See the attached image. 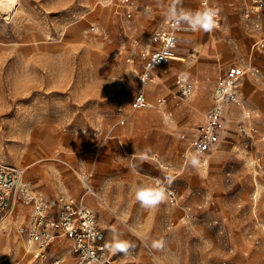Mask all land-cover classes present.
I'll return each instance as SVG.
<instances>
[{"label":"rangeland","instance_id":"obj_1","mask_svg":"<svg viewBox=\"0 0 264 264\" xmlns=\"http://www.w3.org/2000/svg\"><path fill=\"white\" fill-rule=\"evenodd\" d=\"M7 1L21 16L0 14V163L41 194L68 193L95 211L105 250L114 234L134 245L112 254L118 264H264V144L244 148L248 120L264 131V50L252 53L256 70L238 85L240 105L226 109L222 143L198 154V168L186 164L196 153L180 138L197 129L216 79L259 38L241 1L219 0L212 33L191 32L187 45L188 30L178 34L185 60L165 74L159 67L153 106L134 111L139 53L162 24L166 0ZM188 2L184 10H198ZM178 73L194 83L188 98L174 96ZM161 95L167 103L157 106ZM198 100L199 115L191 105ZM160 184L177 191L178 203L141 207L136 187ZM13 207L0 223V264H31L29 209L20 200ZM160 239L165 248L153 249Z\"/></svg>","mask_w":264,"mask_h":264},{"label":"built area","instance_id":"obj_2","mask_svg":"<svg viewBox=\"0 0 264 264\" xmlns=\"http://www.w3.org/2000/svg\"><path fill=\"white\" fill-rule=\"evenodd\" d=\"M128 1V0H123ZM242 14L256 30L261 28V14L264 12V0H240ZM200 8L214 7L219 9L217 28L221 25V7L217 0H197ZM173 0H166L165 16L161 25L156 27L149 36L147 45L140 51V71L138 75L139 88L130 101V110H142L150 107L147 90L154 84L157 67H164L177 55L176 46L178 34L190 30L186 25L178 28L172 25L167 12ZM179 8L180 5H177ZM214 29V30H215ZM264 50V37L251 44V52ZM256 66L251 56L244 61L230 64L225 73L218 77L211 89L210 105L202 116L194 135L189 139L188 146L196 154H207L216 149L222 141V118L227 105H240L238 85L247 72H254ZM174 96L188 98L194 91V83L185 74H177L174 78ZM167 95L155 98L157 106L167 103ZM249 118V117H247ZM246 144L258 135L256 139L264 141V132H258L255 123L248 120L245 126ZM185 138L184 134L180 135ZM184 158L187 157L184 152ZM85 175L83 178H86ZM157 185L159 182L157 181ZM168 190V200L178 203L176 190L165 186ZM20 202L29 209L24 227L26 251L30 255L31 264H118L111 252L104 249L105 235L97 223L95 211L84 205L70 194L61 193L48 197L35 188L29 181L20 178L16 168L0 163V223L6 221L15 202ZM189 215V210L186 212ZM66 240L68 248L55 250L53 245ZM67 249V252H64ZM68 255V256H67Z\"/></svg>","mask_w":264,"mask_h":264},{"label":"clouds","instance_id":"obj_3","mask_svg":"<svg viewBox=\"0 0 264 264\" xmlns=\"http://www.w3.org/2000/svg\"><path fill=\"white\" fill-rule=\"evenodd\" d=\"M181 0H173L171 7L168 9L167 18L172 25H177L178 28L186 25L188 29L193 32H211L217 27V21L219 17V9L214 7H203L201 10L190 11L184 10L182 7H177ZM146 159V157H142ZM186 164L192 168H198L200 165V159L198 154H192L186 160ZM168 183H171L170 178H165ZM169 192L163 184L159 186L152 185H138L135 191V199L141 207L145 209H152L158 207L168 199ZM134 247L128 241L120 240L118 236L114 234L113 243L110 245V251L113 255L117 253L128 254L129 249ZM151 247L156 250H162L165 248V241L160 239L153 241Z\"/></svg>","mask_w":264,"mask_h":264},{"label":"crops","instance_id":"obj_4","mask_svg":"<svg viewBox=\"0 0 264 264\" xmlns=\"http://www.w3.org/2000/svg\"><path fill=\"white\" fill-rule=\"evenodd\" d=\"M185 1H187V0H181V2H180V7H182L183 9H184V2ZM218 1V3H219V5H220V2H219V0H217ZM189 4H188V7L189 8H191V7H193L194 5H196L197 6V9L198 10H201V8H200V6H199V4H198V2H197V0H189V2H188ZM191 4V5H190ZM220 7H221V5H220ZM241 9H242V7H241ZM165 12V11H164ZM221 13H222V9H221ZM261 22H262V24H261V28L260 29H258V32H257V34L256 35H258L259 36V38L260 37H264V33H263V27H262V25L264 24V12L261 14ZM216 30V29H215ZM215 30H213V31H215ZM190 32H193V31H191V30H189ZM213 31H211V32H207V33H212ZM261 31V32H260ZM196 33H206V32H203V31H199V32H196ZM254 40H256V39H253V41ZM253 41L250 43V48H249V53H248V56H247V58L246 59H248V57H250L251 56V60H253L252 59V57H253V52H251V44L253 43ZM260 51V50H259ZM177 54H178V52H177ZM178 56L179 57H181L180 56V54H178ZM173 62V60L172 61H170L166 66H165V69L167 68V67H169V65H170V63H172ZM234 63V62H233ZM253 64H254V62H252ZM230 64H232V63H230ZM229 64V65H230ZM228 65V66H229ZM255 65V64H254ZM227 66V67H228ZM256 66V65H255ZM227 67H226V69H227ZM159 69V67H157L156 68V70H155V74H156V78H161L162 77V75L160 74L161 73V71H159L158 70ZM162 69H164V67H162ZM226 69H225V71H226ZM225 71H224V73H225ZM164 73V72H163ZM223 73V74H224ZM178 74H183V73H178ZM223 74H221V75H223ZM139 75V74H138ZM220 75V76H221ZM219 76V77H220ZM189 78V77H188ZM203 78H206V77H202L201 79L203 80L202 82H204V79ZM191 80V79H190ZM192 81V80H191ZM157 82H156V79H155V82H154V84L147 90V95H149V91H150V89H153L152 87L156 84ZM211 94V93H210ZM162 96V95H161ZM149 98V97H148ZM150 101V100H149ZM193 107H195V111H196V114L197 115H199L198 113H200V110H201V104L199 103V102H196V103H192L191 104ZM230 105H232V103H230V104H228L227 105V110L228 109H230L231 108V106ZM201 120H202V118L200 119V121H199V124L201 123ZM198 124V125H199ZM198 127V126H197ZM196 131V130H195ZM195 131H194V133H195ZM261 132H264V131H261ZM194 133L192 134V135H186L185 133H181V134H184L185 135V138L184 139H182V140H186L187 142L189 141V139L194 135ZM180 134V135H181ZM247 140V139H246ZM246 140H245V142H244V145L247 143L246 142ZM257 142L258 143H262V144H264V141H261L260 139H252L251 140V142H249V147L248 148H246V149H251L252 148V146L254 145V143H256L257 144ZM221 143H222V141H221ZM221 143L219 144V146L221 145ZM218 146V147H219ZM217 147V148H218ZM216 148V149H217ZM245 148V147H244ZM187 157H188V155H187ZM61 194V193H60ZM66 194H68V193H66ZM56 196V195H55ZM48 197H51V196H48ZM53 197V196H52ZM85 205V204H84ZM87 206V205H86ZM105 239H106V237H105ZM62 241H64V240H60V241H58V242H56L54 245H53V247H52V249L53 250H55V249H57V248H61V247H59V246H62V245H60V244H62ZM58 243V244H57ZM68 243V242H67ZM64 248V247H63ZM65 252V251H64ZM68 256V255H67Z\"/></svg>","mask_w":264,"mask_h":264},{"label":"bare ground","instance_id":"obj_5","mask_svg":"<svg viewBox=\"0 0 264 264\" xmlns=\"http://www.w3.org/2000/svg\"><path fill=\"white\" fill-rule=\"evenodd\" d=\"M191 5V4H190ZM7 13V14H9V15H12V14H14L13 15V18H14V21L15 20H18V19H20V14L18 13V11L16 10V9H14L13 7H12V5L7 1V0H0V14L1 13ZM188 33H187V35L184 37V43H185V45H187V44H189L190 43V38H191V32L188 30L187 31ZM28 35H29V33H28ZM30 36V35H29ZM34 37V36H33ZM33 41H34V38H33ZM175 60L174 61H181V60H185L183 57H179L178 56V54L175 56V58H174ZM135 69H136V67H135V64H130V71L132 72V73H134V71H135ZM165 74V73H164ZM138 81V80H137ZM139 85V83H137V86ZM201 100H198V102H200ZM151 103V105H150V107H152L153 106V103L152 102H150ZM190 148H189V146H188V148H187V150H189ZM191 150V149H190ZM192 151V150H191ZM186 153H187V151H186ZM187 155V154H186ZM85 184H86V187H87V189L88 190H91V187L85 182ZM92 192H93V190H92ZM21 203V202H20ZM23 205V204H22ZM14 208V207H13ZM13 208L11 209V212L10 213H12V210H13ZM58 244V243H57ZM60 245H62V247H65L64 245V243L62 242V244H60ZM59 247H61V246H59Z\"/></svg>","mask_w":264,"mask_h":264}]
</instances>
